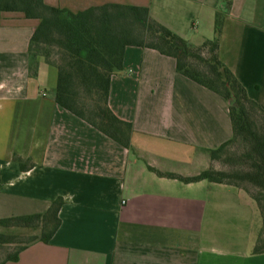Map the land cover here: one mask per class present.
Returning <instances> with one entry per match:
<instances>
[{"label": "crops", "instance_id": "0c3cea01", "mask_svg": "<svg viewBox=\"0 0 264 264\" xmlns=\"http://www.w3.org/2000/svg\"><path fill=\"white\" fill-rule=\"evenodd\" d=\"M45 2L73 12L145 6L195 45L215 36L224 11L221 60L264 109V0ZM39 23L0 11V218L45 213L63 197L62 223L50 243L6 264H264L254 252L261 215L246 190L157 173L209 169L208 150L233 136L229 102L178 72L175 58L129 46L109 96L132 123L126 148L56 102L54 65L39 57L31 70Z\"/></svg>", "mask_w": 264, "mask_h": 264}, {"label": "trees", "instance_id": "16d2710c", "mask_svg": "<svg viewBox=\"0 0 264 264\" xmlns=\"http://www.w3.org/2000/svg\"><path fill=\"white\" fill-rule=\"evenodd\" d=\"M0 11L22 12L40 20L29 47L31 70L38 67L39 57L54 65L56 102L126 148L131 144L132 123L112 110L109 96L113 76L124 69L127 47L151 48L175 58L178 72L224 97L229 102L233 136L208 151L213 162L238 146L241 168L225 171L212 165L194 176L157 173L185 182L208 180L244 189L257 202L264 222V109L221 60L224 11L216 15L215 36L199 45L156 20L145 6L110 3L73 12L45 0H0ZM63 205L64 198L59 197L45 213L0 218V228L5 229L0 231V264L18 261L21 252L36 242L50 243L61 226ZM14 229L37 232L23 235ZM254 252H264L263 237Z\"/></svg>", "mask_w": 264, "mask_h": 264}, {"label": "rangeland", "instance_id": "374dc122", "mask_svg": "<svg viewBox=\"0 0 264 264\" xmlns=\"http://www.w3.org/2000/svg\"><path fill=\"white\" fill-rule=\"evenodd\" d=\"M238 149V146H233L231 148V151H229L228 153H225L224 155H222L220 158L216 159L215 161H213L210 165V167L213 165L214 167H216L217 169L220 170H225V171H235V170H239L241 168V162L237 159V155H236V150ZM244 184H246L247 186H249L250 188H252L254 191H258V189H256L253 185H251L248 181H242ZM260 211V210H259ZM261 215V213H260ZM261 232H260V237L264 238V222H263V218L261 216ZM0 231H5V229H1ZM7 232H9V230H6ZM14 231H16V233L18 234H34L37 231H35V229H14Z\"/></svg>", "mask_w": 264, "mask_h": 264}]
</instances>
